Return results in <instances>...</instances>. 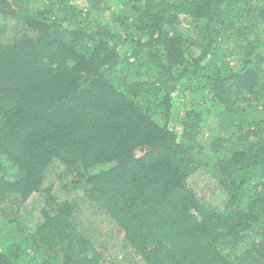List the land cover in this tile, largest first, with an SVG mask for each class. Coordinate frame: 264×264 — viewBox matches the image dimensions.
Masks as SVG:
<instances>
[{
  "label": "trees",
  "instance_id": "obj_1",
  "mask_svg": "<svg viewBox=\"0 0 264 264\" xmlns=\"http://www.w3.org/2000/svg\"><path fill=\"white\" fill-rule=\"evenodd\" d=\"M84 1L0 0V264H264V0Z\"/></svg>",
  "mask_w": 264,
  "mask_h": 264
},
{
  "label": "rangeland",
  "instance_id": "obj_2",
  "mask_svg": "<svg viewBox=\"0 0 264 264\" xmlns=\"http://www.w3.org/2000/svg\"><path fill=\"white\" fill-rule=\"evenodd\" d=\"M82 3L85 4V1L82 0ZM106 6H109L111 9L113 8V6H111V4H107ZM107 7H105V9H103V13L102 15H105V17L107 16V12L108 9L106 10ZM1 21V20H0ZM2 23L6 22V21H1ZM7 27H9V25H6ZM234 64V62H232ZM207 130L205 129L203 131V138L201 139L202 142H207ZM198 177H194L193 178V185L196 188V192L199 198H202L203 200L207 201L209 204H213V205H218L220 206L221 202L223 201L222 195H220V193L222 192L219 188H215L214 187V183L206 176V175H197ZM195 182V184H194ZM35 205H38L43 199L40 197V195H36L35 198H33ZM35 205H31L32 207H28L29 209H32V212H34V215L37 216L36 212L38 211V208ZM36 207V208H35ZM35 209V210H34ZM100 221L98 222L101 223L103 220H108V218L104 217V216H100L99 217ZM111 242L110 239L106 240V243L109 244ZM121 250L117 247L114 248V252L110 253V256L114 257V260L116 258V263L117 264H122L124 261H120L123 258V254L120 252ZM125 260L127 259V256L125 254L124 256ZM124 264H128V262H124Z\"/></svg>",
  "mask_w": 264,
  "mask_h": 264
}]
</instances>
